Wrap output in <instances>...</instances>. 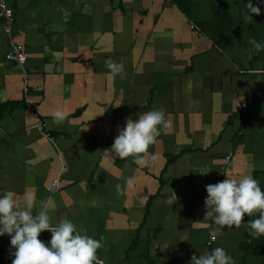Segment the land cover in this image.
I'll return each instance as SVG.
<instances>
[{"label": "crops", "instance_id": "1", "mask_svg": "<svg viewBox=\"0 0 264 264\" xmlns=\"http://www.w3.org/2000/svg\"><path fill=\"white\" fill-rule=\"evenodd\" d=\"M247 2L5 0L27 61L6 60L0 20V191H32L37 208L53 197L51 223L68 218L102 238L105 264H191L217 246L235 264H264V235L243 223L258 212L211 245L215 225L205 217L208 184L251 174L264 190V49L249 44L264 43V3L252 0L262 11L249 19ZM108 58L123 64L120 74ZM154 108L169 124L149 146L152 165L106 157L126 119ZM56 109L65 113L58 123ZM129 176L135 187L117 191ZM13 251L0 236V264H12Z\"/></svg>", "mask_w": 264, "mask_h": 264}, {"label": "clouds", "instance_id": "2", "mask_svg": "<svg viewBox=\"0 0 264 264\" xmlns=\"http://www.w3.org/2000/svg\"><path fill=\"white\" fill-rule=\"evenodd\" d=\"M247 16L260 15L261 8L247 2ZM249 44L255 50L264 49V43L250 39ZM105 66L110 74L123 71V64L111 58L106 59ZM55 122L64 120L65 113L56 109L52 113ZM169 124L163 108H154L138 113V119L128 117L123 127L119 128L114 143L103 150L106 157L126 158L131 156L140 167H149L155 161V155L148 152L160 134L161 127ZM117 191L131 190L135 187V177L129 176L124 185L116 184ZM172 189V188H171ZM205 217L211 218L213 227L211 236L224 231L225 226L239 227L245 214L259 215L243 222L253 237L264 235V190L260 182L251 174L239 178L227 177L215 184L206 185ZM178 197L172 189L168 202L174 204ZM36 195L32 191L17 193L11 189L0 191V236L8 235L12 252V264H105L97 255L102 247V238L82 233L77 225L68 218L61 219L53 225L48 209L53 206V197L49 196L39 208L35 204ZM50 231L48 242L39 239L43 231ZM191 264H235L233 257L223 247L217 246L209 251L193 255Z\"/></svg>", "mask_w": 264, "mask_h": 264}, {"label": "built area", "instance_id": "3", "mask_svg": "<svg viewBox=\"0 0 264 264\" xmlns=\"http://www.w3.org/2000/svg\"><path fill=\"white\" fill-rule=\"evenodd\" d=\"M254 1L257 3H264V0H254ZM0 20L2 23V30L6 39L5 58L6 60L11 61L16 65L20 66L21 68H23L27 61V54L25 51V47L21 45L19 42H17L14 37V31H13L14 13L13 10L6 5L5 0H0ZM24 92L25 94L28 93L27 87L24 88ZM25 111L32 115L33 127L43 137L52 141L50 135L45 131V127H46L45 122L35 113L33 108L28 105L26 106ZM247 115H248L247 105L243 104L242 116L243 118L244 117L246 118ZM231 159H232V152L226 155L223 169H225V166H228L231 163ZM58 187H59L58 181H54L50 186V190L55 191L58 189ZM214 240L215 239L211 238L209 245H211Z\"/></svg>", "mask_w": 264, "mask_h": 264}, {"label": "trees", "instance_id": "4", "mask_svg": "<svg viewBox=\"0 0 264 264\" xmlns=\"http://www.w3.org/2000/svg\"><path fill=\"white\" fill-rule=\"evenodd\" d=\"M252 215H253V214H252ZM252 215H251V216H252Z\"/></svg>", "mask_w": 264, "mask_h": 264}]
</instances>
